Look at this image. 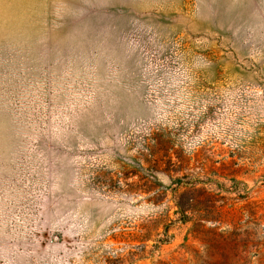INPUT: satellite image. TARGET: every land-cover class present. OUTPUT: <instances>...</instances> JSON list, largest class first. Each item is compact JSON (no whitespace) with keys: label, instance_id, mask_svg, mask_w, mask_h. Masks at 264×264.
<instances>
[{"label":"rangeland","instance_id":"1","mask_svg":"<svg viewBox=\"0 0 264 264\" xmlns=\"http://www.w3.org/2000/svg\"><path fill=\"white\" fill-rule=\"evenodd\" d=\"M0 264H264V0H0Z\"/></svg>","mask_w":264,"mask_h":264}]
</instances>
